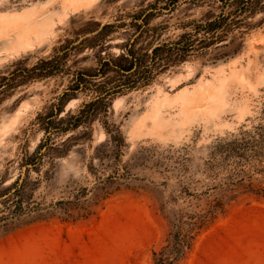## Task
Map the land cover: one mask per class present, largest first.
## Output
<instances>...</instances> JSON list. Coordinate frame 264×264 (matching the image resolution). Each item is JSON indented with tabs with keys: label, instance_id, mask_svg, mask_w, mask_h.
I'll return each instance as SVG.
<instances>
[{
	"label": "rangeland",
	"instance_id": "obj_1",
	"mask_svg": "<svg viewBox=\"0 0 264 264\" xmlns=\"http://www.w3.org/2000/svg\"><path fill=\"white\" fill-rule=\"evenodd\" d=\"M167 1L0 0V79L17 67L31 68L66 41L75 46L87 39L69 57L71 71L121 57L133 43L138 55L140 49L149 54L150 47L176 41L193 23L220 13L217 0H180L172 9L163 7ZM152 6L148 31L136 39L135 25L143 24ZM263 16L250 18L254 27L236 30L226 43L170 66L150 86L112 98L107 114L88 128L52 136L56 144L71 135L75 141L68 155H49L36 169L27 171L25 161L45 139L43 118L59 107L71 77L35 80L0 95V217L12 210L1 202L14 192L13 183L26 177L33 201L45 209L0 222V264H153L152 251L169 232L160 207L179 186L170 171L163 187L164 165H173L176 151L185 147L193 168L216 137L263 118ZM108 24L117 28L95 46L96 31ZM90 98L79 92L63 102L57 120L76 114ZM104 127L120 134V149ZM58 202L65 212L52 209ZM223 263L264 264V200L230 204L181 262Z\"/></svg>",
	"mask_w": 264,
	"mask_h": 264
},
{
	"label": "trees",
	"instance_id": "obj_2",
	"mask_svg": "<svg viewBox=\"0 0 264 264\" xmlns=\"http://www.w3.org/2000/svg\"><path fill=\"white\" fill-rule=\"evenodd\" d=\"M179 1L168 0L163 7L172 9ZM217 2L220 6L217 16L193 23L192 31L181 35L176 41L150 47L149 54L148 50L140 49L138 55L133 49V43L121 57L102 59L94 69L71 71L67 66L68 59L74 51L85 45L87 39L75 46H71L74 42L66 41L54 49L53 55L31 68L17 67L7 76H3L0 79V95L35 80L59 75L71 77L70 84L60 97L59 107L43 118L42 126L46 137L26 159L27 171L41 166L43 159L49 155H52V159L68 155V145L74 142L75 138L71 135L56 144L52 136H66L81 127L88 128L97 115L107 114L112 98L150 86L157 75L170 66L186 61L194 53L226 43L228 37L236 30L252 29L254 26L250 25L248 20L257 14L264 15V0ZM154 10L156 7L153 9L152 6V12L146 15L143 24L135 25L136 39L140 37L141 40L146 35L148 30L145 26ZM262 24L264 16L259 21V25ZM114 28L117 27L108 24L96 31L93 37L95 43L104 41ZM240 34L244 35L243 31H240ZM97 45L98 43L95 46ZM79 92L89 93L91 98L81 105L76 114L57 120L62 112L63 102ZM262 116L263 118L255 124L241 125L235 131L216 137L206 146L205 157L199 165L190 167L188 151L184 147L176 151L177 157L173 165H164L161 169L159 173L164 176L163 187L168 186L166 173L170 171L176 173L179 186L160 207L168 223L169 232L164 245L158 251H152L153 264H181L198 235L218 216L224 214L230 204L240 198L264 200V115ZM104 129L110 141L120 149L123 146L120 134H113L107 127ZM42 150L44 152H41ZM113 177L117 176H110ZM13 185L14 192L7 200L1 202L5 209L10 203L12 210L7 216H1L0 222L8 219L17 221L45 210L33 201L32 183L27 177L21 184L16 180ZM83 196L75 195L74 198L80 201ZM61 205L62 203L58 202L52 205V209L55 212H65ZM66 216L73 222L78 219L71 215Z\"/></svg>",
	"mask_w": 264,
	"mask_h": 264
},
{
	"label": "crops",
	"instance_id": "obj_3",
	"mask_svg": "<svg viewBox=\"0 0 264 264\" xmlns=\"http://www.w3.org/2000/svg\"><path fill=\"white\" fill-rule=\"evenodd\" d=\"M192 253H193V251H192ZM229 254H230V253H229V252H226V251H220V252L218 253V255H221L222 257H227ZM223 264H224V263H223Z\"/></svg>",
	"mask_w": 264,
	"mask_h": 264
}]
</instances>
